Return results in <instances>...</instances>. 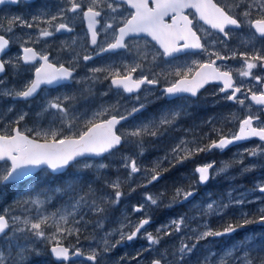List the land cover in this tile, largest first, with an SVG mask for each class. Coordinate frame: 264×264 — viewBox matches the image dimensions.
<instances>
[{"label":"snow or ice","instance_id":"1","mask_svg":"<svg viewBox=\"0 0 264 264\" xmlns=\"http://www.w3.org/2000/svg\"><path fill=\"white\" fill-rule=\"evenodd\" d=\"M19 0H0V5L6 3L16 4ZM106 4L108 10L112 13H117L122 5H127L132 9L127 16L120 13V18L112 17L113 22H107L103 26V30L111 29V40L105 46L99 48V52H109L118 49H129V37H135L140 34H145L155 41L159 48L162 49V54L165 57H172L175 53H179L188 49H198L208 52L204 43L201 42V36L197 34L194 29V20L198 19L203 24L208 25L210 29L222 34L219 40L221 44H225L226 40L232 38V29H240L247 27L249 29L248 39L242 41L245 47L251 45L252 51L232 50L230 55L221 54L219 51L208 52L209 56H214L215 59L208 62L197 63L198 70L193 74V69L188 68L186 71L177 69L174 73L178 79L171 81L167 86L163 87L161 94L164 97H177L181 94H188L192 97L198 95L201 88L211 82H220L222 87L219 88L220 93H224V99L234 101L241 106L245 105V99H240L237 95H245L246 99H250L255 105L260 106L264 111V86L259 91H253L252 88L246 90L242 85H237L232 69H224L216 65L217 60L237 59L242 60L241 67L237 70L240 77L251 78L257 84L264 85V76L256 75L254 69H264V46L260 48L255 47V41L259 38L264 41V0H251L244 10L236 15L233 14L235 8L240 7L237 0H233L232 4H222L219 0H89L87 4L82 3V0H64V6H60L57 11L52 12L45 5L38 10V12L31 17L25 19L21 16L12 17L8 21L6 31L13 32L15 26L21 28H36L38 36L33 39L29 35L27 40H22L20 43L21 55L16 57V63L11 60L0 59V73H4L6 65L12 64L13 67H18V62L22 61L25 65H36L34 67L33 78L25 81L18 89L5 90L0 92V95L11 96L28 100L34 97L42 86L58 85L64 81H72L74 79L75 65L74 60L78 58L79 54H74L73 61L69 63L72 66L66 67L63 63L59 65L49 59V54L40 52L36 48L26 46L29 43H39L41 38H47L61 31L72 32L73 28L68 22H65L68 17L67 13H79L80 17L86 21L87 30L90 34V43L94 46L98 45V31L97 25L100 24L102 16V5ZM194 10V17L189 18L186 10ZM255 9V13L253 12ZM170 19V22L166 20ZM241 17L243 19H241ZM41 24L47 27H40ZM54 29V31H53ZM210 34V33H209ZM22 39V38H17ZM12 40L5 35H0V56L6 54V50L10 47ZM76 43L75 40L72 42ZM215 43V41L213 42ZM99 54V53H98ZM149 53L146 51H137V56L140 60L138 63L132 65H125L124 71L106 68H91L89 71L93 73L90 79H99L95 76L96 73L106 72L105 79H110L111 86L116 89H122L125 93L139 92L144 85L155 86L160 83V80L153 75L151 78L143 74V61L148 59ZM84 61L93 59L91 55L85 54ZM156 56H152L154 61ZM38 62V63H37ZM141 72L139 76L135 74ZM78 82V81H77ZM2 83V81H0ZM74 99L71 96L55 97L47 100L42 112L51 113L56 120L59 121V127L53 124L44 129L38 128L35 130L33 136H29L26 132H33L29 128L22 131L18 126L12 127L10 131L5 129L0 131V184L19 181L32 174V170L41 166H47L53 173L61 172L74 165H82L83 168H92L94 165L89 163L87 159H80L84 157H102L105 154H112L114 151L126 142L128 138H134L137 147L140 148V154H143V138L145 136L158 137L163 135L162 129L166 130L171 127L178 116L179 112H170L160 117L158 121H150L147 124H142L138 127L127 131L125 134H119L117 125L121 121H125L129 116L140 112L145 108L143 102L138 106H133L130 110H126V114L110 115V111L116 110L115 106L110 108H103L101 111L93 113L89 118H86L82 128L73 131L76 120L80 119L75 115H70L67 101ZM136 99L139 101L140 97ZM27 113L19 115L14 122L19 125L25 119ZM41 113H37L40 116ZM105 117V118H101ZM236 119V117H233ZM259 122V123H257ZM67 130V131H65ZM218 139L209 138L208 143H195L181 138L161 160L155 162L151 169H142L136 159L130 156L122 157V166L128 170V178L131 179L136 173L145 172L147 176V184H152L161 179L164 172L168 169L163 168L162 164L165 160L170 163H183L186 160L192 159L200 153L210 152L213 149L223 151L234 142L248 140L251 138H258L264 142V121H261L258 114L249 113L243 119H239L238 131L227 135L222 130L213 128ZM247 155L256 157L264 155V145H258L253 149L246 150ZM171 158V159H170ZM243 161H240L242 163ZM229 165L220 168L219 171H226ZM98 169L107 168V164L100 163L96 165ZM215 168L214 162L205 163L196 166L194 172L198 174V183H206L210 176L211 170ZM250 168H244V171H249ZM106 186L111 189L110 193H102L96 196L95 190L89 186L88 191L84 194L75 193V184L70 183L63 189L56 191H63L65 193L72 192V203L63 210H57L50 214L37 213L35 217L30 215H6L0 214V237L7 236L9 230L15 236L16 233H28L31 237L41 240H47L51 243V254L56 261L67 264L73 257H82L91 264H99L102 258V253L109 252L112 248L124 241H133L139 235L147 240L150 248L151 246L159 245L165 236H170L174 232H180L182 226L185 225L184 217L174 219L170 225L158 228L156 233L148 232L145 228L149 225L151 218L145 215L139 219L137 223L132 224L131 221L122 223L121 227L114 230L119 234V240L114 243L110 242L109 237L113 234L111 232L105 233L101 237L100 248H92L85 253L80 248L66 246L62 239L65 236H76L79 240L81 229L75 225L79 224V220H75L76 215L82 207H87L93 214L102 216L106 212L105 205H116L120 203L121 198L126 195L122 190V184L119 178L114 181H109ZM145 186L146 185H141ZM258 189L264 193V185H259ZM131 191H135L132 188ZM44 195V194H41ZM163 196H153L150 193H145V201L151 205H157L158 200ZM194 196V191L191 187H178L175 189L172 201L183 202ZM47 199L45 195V200ZM45 200H41L40 196L29 197L22 202L24 205H34L37 209L42 208ZM244 200H237L235 203L243 204ZM228 204H217L213 201L207 204L206 211L208 213H218L222 209L228 208ZM144 204L133 207L134 212H143ZM28 211V209H25ZM73 219L70 220L69 218ZM83 219V217H81ZM253 223H264V208L258 210L257 218H249V214L242 213L241 218L237 222H228L219 229H213L204 226L203 231L195 232L191 239L195 242L191 245L181 243L176 253L172 255L180 264H184L186 257L194 252L200 241L207 240L209 237H220L230 235ZM97 227L102 228L103 224L97 222ZM130 227V231L125 232L124 228ZM53 229V231H48ZM171 229V230H169ZM143 230V232H142ZM27 238V237H25ZM11 240V238H9ZM251 243V242H249ZM241 247H244L242 243ZM23 251V249H21ZM235 248L228 250L224 257H221L217 264H231L228 257H234ZM240 264H264V258L253 257L250 255V248H245L243 255L239 258ZM0 264H6L3 252H0ZM150 264H172L167 261V254H161L160 258H154ZM198 264H210L207 257Z\"/></svg>","mask_w":264,"mask_h":264},{"label":"rangeland","instance_id":"2","mask_svg":"<svg viewBox=\"0 0 264 264\" xmlns=\"http://www.w3.org/2000/svg\"><path fill=\"white\" fill-rule=\"evenodd\" d=\"M61 1L63 0H52V2L47 7L52 12H55L60 6H64ZM237 1L241 4L240 12L244 10L243 6L251 3V0ZM45 3L47 2L45 1ZM20 5H17L19 6L17 8L10 7L7 4L0 7V32L4 33L12 40L11 50L6 55H4L2 59L11 60L13 61V63H16V57L21 55L20 43L22 42V40H27L29 35L32 36L33 39L38 36V30L36 28L35 30L33 28L28 29L15 26L12 33L6 31L8 21L12 17L21 16L25 19H28L22 12L23 6ZM39 8L42 7L39 6ZM37 12L38 9H36L35 13ZM236 12L240 13L239 11ZM253 12L255 13V9H253ZM35 13L31 10L28 11V14L30 16L34 15ZM241 19L243 18L241 17ZM43 27H47V25H44ZM103 33L107 35V38L112 34L109 30H107V32L103 30ZM249 34V29L246 26L242 27L241 30L239 29L236 31V33H234V35L232 36V42L236 47H239V45L242 44V41L248 39ZM74 38L77 39V36ZM79 40L80 38L78 36V41ZM69 41L70 40L66 39L65 37H57L56 35H53L51 37L41 38L39 43L35 44L37 45L40 52L44 50L52 51V60L57 64L63 63L64 65L72 66L69 62L73 61L74 54H79L78 58L74 60L76 75L74 76L72 83L67 86H61L55 89H43L40 91V94L36 98H34L32 101H28V103L24 105H16L15 101H9V98H11V96L0 95V131H4L5 129H8L12 125H14V122L22 113H27V115L25 116V119L19 123V127L22 131L29 128L33 129L34 131L30 132L31 134H29V136H33L35 130L38 128L46 129L53 124L59 127V121L56 120L55 117L51 114L54 113L55 110L42 112V108L45 106L47 100L53 99L58 96L63 97L65 95L74 97V99L71 100L72 102L70 104H67L70 115L80 117V119L76 120L73 131L82 128L85 119L91 117L93 113L101 111L103 108H110V106H115L116 110L119 112H126V110H130L133 106H138L141 102H143L146 106L151 105V108L147 114L139 116L135 118L129 125L121 127L119 131L120 134H125L127 131L133 129L134 127H138L142 124H147L150 121H158L164 114H168L173 111L180 113L175 123L171 127H168L166 130H161L163 132V135H161V138L158 139V141L156 140L157 137H152L153 140L157 141V143H161V146L158 148H154V150L151 151V153L147 156L137 157L135 154L130 152L129 149L122 147L121 149L116 150L114 153L109 154L106 158L87 159L89 163L94 165L92 168H83L82 165H74V167L77 169H87L93 172H99L98 175L104 180L105 184L109 181H114L119 178L122 187H126V191L129 192L132 188L139 189L136 196H140V200L131 204L132 209H124L122 211L116 210L117 212L114 215L116 216V218L113 221H111L110 215L104 213L102 217L99 216L96 222H94L95 228L93 231H89L90 235H84L83 237H81L82 239L87 238V243L79 241V244H73L72 246L67 245L69 247H76L81 249V246L86 244V247L84 248L86 250L85 253H87L92 248H97L99 250L101 237H103L105 233H113L109 237L110 242L114 243L115 241L119 240V234H117L114 230L120 228L122 223L131 221L132 224H135L145 215H147L151 219H154L152 213L157 210V206L151 205L150 203H147L145 201V193L152 194L151 192L153 191L155 192L156 196H160V194L163 193V196L160 198V200L162 201V205H170L173 202L172 196L176 188L191 187V189H195L197 185V178L195 176L193 168L197 160H203V158L201 157L202 153H200L199 155L190 159L188 162H184L186 165L183 164V167L181 168V170H185L182 172V179L180 178L179 180L172 182L171 185L168 186L164 176H162L160 180L153 182L152 184H147V176L143 171L134 174L132 178L129 179L128 170L122 166V157L130 156L133 159H136L137 164L142 169H151L155 162L161 160L166 154H168L170 149L176 143H178L181 138L186 140H195L199 137L206 139L210 136L214 127H208L210 120L212 119V111L209 107L210 103L206 98H204L203 100L204 103H201L198 107L197 113L189 114L188 109L184 111L180 107L181 101H177L175 105L165 107L160 99L161 94L158 93V91L153 87L146 86L138 94L127 96L122 91L114 90L109 86V83H107L109 82V79L104 78L105 75H107L106 72L96 73L95 76L99 77V79H90L91 77H93V73L89 71L91 68L98 67L115 69L123 72L125 65H132L134 63L140 62L138 56H136L137 50H131L132 47H135V49L138 48L140 51H146L147 53H149L148 59L143 61V74L148 76L156 75V77L160 80V85H165L166 83H169L173 80V75L175 72L174 68H180L181 71H186L188 68H191L194 61L193 59H191L190 61L187 59V62L185 64H181L180 67H176L177 63L166 62V60L162 58V54H158L161 53L160 51L152 48L150 45L144 42L140 45L136 40L133 42V44L129 43V49H122L117 51L118 53H111L106 57L99 56L98 58L84 61L82 57L85 54L90 55V53L86 51L87 49H84V44L78 42H76L75 44H71L68 43ZM254 43L256 48L264 46V41H259L258 38ZM29 44L34 45L32 43ZM141 48H143L144 50H141ZM218 49L219 50L214 51H219L220 53L227 52V49H223L221 47ZM153 55L156 56V59L154 61L152 60ZM30 66L23 64L22 61L18 62V67H13L12 64L6 65L5 75L0 79V81H2V83H0V92H3L5 90L18 89L23 85L25 81L31 79L30 77H28V73H32L35 66ZM169 66L172 68H169ZM237 68H240V66H238ZM254 71H256V69H254L253 72ZM168 72H172V74L170 75L172 77H168ZM140 74L141 72L138 71L135 75L139 76ZM260 75L262 76L261 73ZM242 81L243 80H241V82ZM98 87L101 88L97 91L96 94L95 89ZM93 94L94 96H92ZM137 96L140 97L139 101L136 99ZM77 98H79V100L77 102H74ZM200 110L201 113H199ZM183 112L188 113L189 115H191V117H189L187 120H184ZM37 113H41V115L37 116ZM233 114L234 113H230V115ZM236 114L239 116V113ZM245 116V114H240V117H238V119H243ZM214 118H216V116H214ZM227 119L232 123L233 128L235 125L238 129L239 121L237 124L234 123L233 116H229L227 117ZM222 120L224 119H221V126H219L220 119L216 120V129L222 130L224 132L226 127L225 122H222ZM212 134L215 135L216 133L213 132ZM144 138H146V136ZM126 143L128 142L126 141L125 144ZM149 146L150 145L148 143H145L144 145V147ZM256 146L258 145H242L232 149L229 153L230 155H223L219 158L218 165H216V167L212 171L213 177L211 179L213 181V184L211 186H213L216 190H220V187L216 185L223 181L225 182L223 185L224 189H226L227 192V195L225 197L220 195L214 197V201L217 202V204H219L220 202L222 204H228L229 207L226 208L227 210H229V208L232 209L238 207L241 208V212H245L248 209L246 208V205L248 203H255L254 208H257V210H259L260 208H264V194L261 193L258 189L259 185H264V156L258 155L256 157H252L247 155L246 152V150L253 149ZM240 161L243 162L240 163ZM100 163L107 164L108 167L104 169H98L96 165ZM167 163L169 165L174 163L175 166H180L179 163L177 164L174 161L170 163L168 160H165L162 164V167L168 169L169 165ZM2 164L3 162L0 163V165ZM225 165H229L226 171L220 172L219 169L225 167ZM246 167L250 168V170L244 171V168ZM2 170L3 169L0 168V171ZM71 173L72 172L68 171L66 174L59 177V180H57V178L53 174L48 172L47 169H43L39 174L31 178V180H29L25 184H22L21 187L17 185H11L15 189H21V196L23 195L22 198L24 200L28 199L30 196L35 197L37 195L40 196L41 200H45V195L47 197L42 208L37 209L34 205H28V211H25L24 209L16 212H11V214L18 216L30 215L32 217H35L38 212L43 214H50L56 212L57 210H63L65 207L72 203V196L75 195V193H80V189L75 193H65L63 191H56L57 188H53V186H55V184L57 183H62L66 188L68 184L73 183L71 182V178L73 177ZM163 175H169V172L166 171ZM79 176L80 175H78V177ZM246 178L250 179V181L246 182ZM141 185H146V187ZM79 187L80 185L75 186V190H77ZM23 191H27V194H25ZM110 192L111 189H109L108 187L103 191V193ZM208 193V191L203 192L200 197L192 200L187 205V210L190 212L194 211L195 213L186 215L182 210H180L182 208H178L177 215L168 216L164 218V220H158L157 222L145 227L148 232H152L153 234H155L158 228L168 226L170 225V222L172 220L184 217L185 225L182 226L180 232L173 231L172 235L165 236L159 245L151 246V248L149 245L144 244V241L147 240L143 237V235H139L136 239L130 241L129 243L124 241L117 245L115 248H112L109 252L102 253V258L99 264H149L152 259L160 258L161 254L163 253L167 254V261L172 262V264H180V262H178L172 254L176 253V256H179L177 250L181 246L182 242L191 245L195 242L194 239H191V237L194 236L195 232L203 231L205 225L210 227L208 220H205V218L201 220L202 215L197 217L198 213L196 212L197 210H202L203 208L206 209L209 201L213 202L208 198ZM237 200H244L245 202L243 204H234V202ZM173 203L175 204V202ZM140 204L145 205L144 211L134 212L133 207ZM8 205L4 210L0 209V214H7V210L10 212ZM86 209L88 208L82 207L75 218L77 219L78 216L84 215L82 213H84ZM163 213L164 215H166L167 213H169V211L166 210ZM222 213L224 214L225 211L220 210L218 212V214ZM69 219L72 220L73 218L70 217ZM98 221L103 224L102 228L97 227ZM218 224H220V222H218ZM79 228L82 231V226ZM130 230V227L124 228L125 232H128ZM48 231H53V229H49ZM263 231L264 229L257 231L252 230L246 233V236L244 235L245 240L242 239L240 242L236 241L235 239H229L228 237H209L207 240L200 241L194 252L186 257L184 264H198V262H202L205 257L208 258L210 264H217V261L221 257H224L225 253L228 250H232L233 248L236 249V251H234L233 253L236 259L228 257L231 264H233V262L235 261L237 262V264H240L239 258L243 255L245 248H250V255H252L253 257L264 258V235H262L264 234ZM92 233H95V236H93L94 238L91 236ZM9 238H11V240H9ZM242 243L244 244V247H241ZM41 244V239L31 237V235L28 233H16L15 236H13V233L10 231L7 236V247L5 246L4 242H0V252H3L7 264H21L24 263L28 258L29 251L26 249L35 248L39 251ZM21 249H23V251H21ZM73 264L91 263L74 262Z\"/></svg>","mask_w":264,"mask_h":264},{"label":"flooded vegetation","instance_id":"3","mask_svg":"<svg viewBox=\"0 0 264 264\" xmlns=\"http://www.w3.org/2000/svg\"><path fill=\"white\" fill-rule=\"evenodd\" d=\"M45 1L47 3H45ZM51 2H52V0H44V1L43 0H19V4H17V5L21 4L23 6L22 7V12L30 20L33 15L30 16L28 14L29 10H31V11H33L35 13L36 9H38V10L40 9L39 6L43 7V4H44V6L46 4H47L46 6H49V4ZM61 2L64 4V0L61 1ZM88 2H89V0H82V3H84V4H87ZM219 2L222 3V4H232L233 0H219ZM17 5H8V6L17 8V7H19ZM243 8H245V6H243ZM240 10H241V8H235L233 10V14L234 15L238 14L236 11L240 12ZM131 11H132V9L128 8L127 5H122L120 10L117 13H112L110 10L107 9L106 4L102 5V13L103 14H102V16L100 18H98V19H100V24L97 25L98 31H100V35L98 37V45H96V46H94V45H92L90 43V34L88 33V30H87V23H86V21H84L80 17L79 13H67L66 14L68 19L65 22H68L70 24V26L73 28L72 32L61 31V32H58V33L54 34V36L56 35L57 37H65L66 39L70 40L68 43H71V44H72L71 41H73V40H75L78 43H83L84 44V49L85 50L87 49L86 51H88V53H90V55H92V54L94 55L97 52H99V48L101 46H105L106 43L111 40V35L108 36V38H107V35H105L103 33L104 24L107 23V22H113L112 21V17L113 16H116L119 19L120 16H118V15H120L121 12L122 13L124 12L123 15L127 16L128 13H130ZM186 14L189 15L190 19H192L194 17V15H195L194 14V10H192V9L186 10ZM166 20H168V22H170V19L168 17H166ZM40 26L43 27L44 24L43 25L41 24ZM33 29H35V28H33ZM194 29L197 30V34L199 36H201V42L206 45V47L208 49V52H211V51H214V50H219L218 48H220V47L223 48V49H227V52L221 53V54H224V55H230L231 51L235 50V49H238L239 51H252L253 50V49H251V46L245 47L243 44H240L239 47H236L235 44L232 42L233 41L232 38L230 40H226L225 41V44L227 45V48H225L224 44H221L219 42V40L222 38V34H219V33L215 32V30L210 29L208 25L203 24V22L199 21L198 19L194 20ZM241 29L242 28H240V30ZM109 31H111V33H112L111 29H109ZM231 31H232V36H233L234 33H236L237 29H232ZM76 36H77V39L74 38ZM78 36L80 38L79 41H78ZM127 39H128V42L131 43V44H133V42L137 40L140 45L144 42V43L150 45L152 48L157 49L158 51H161V49L159 47H157V45L153 41H151L149 38H147L146 36H136V37H133V38L129 37ZM214 41H215V43H213ZM259 41H261V40L259 39ZM27 46L34 47V48H36L39 51V49H38L36 44H34V45L28 44ZM132 49L137 50L138 48L135 49V47H132L131 50ZM142 49L143 48H141V50ZM41 52L48 53L49 54V59L51 61H53L52 60V55H53L52 51H49V50L45 51L44 50V51H41ZM208 52H205V51H202V50L184 51V52L177 53V54L173 55L172 57H169V58H167L165 60L168 63H177L176 67H180L181 64H185L187 62V59L189 61L191 59H193L194 61L192 63V67L191 68H193V73H194L195 70L198 68L197 63H194V62L204 63V62H208L210 60L215 59L214 56H209ZM108 55H110V54L109 53H104V55L100 54L99 56L106 57ZM96 56H98V55H96ZM98 57H95V58H98ZM53 62L55 63V61H53ZM242 63H243L242 60H240L239 58H237L235 60L228 59V60H217L216 61V65L218 67H221L222 70L230 69V66H231V69L233 71V77H234V80H235L236 84L237 85H242L244 90H246L248 88H252L253 91H259L262 88V86H264V85L257 84L255 80H253L251 78L240 77L237 74V70L239 69L237 67L238 66L241 67ZM32 66H36V65H32ZM169 68H172V67L169 66ZM174 69H175V71L177 70L176 68H174ZM254 73L257 74V75H260V73H261L262 76H264V69H259L258 68V69H256V71H254ZM171 74H172V72H168V75H169L168 77H172V76H170ZM32 75H33V72L32 73L31 72L28 73V77L32 78ZM149 77L151 78L152 76L150 75ZM173 77L174 78H173L172 81H174L175 79H178V77H176L175 75H173ZM241 80H243L244 82L243 81L241 82ZM167 84L168 83H166L165 85L158 84V85L150 86V87L155 88L158 91V93L161 94V90L163 89V87L167 86ZM146 86H149V85H145V87ZM57 88H59V87H57ZM219 88L220 87H218V86H216L214 84H208L207 86H205V88H203V90L199 91L198 95L195 96V97L189 96L187 94H182L181 96H177V97H164L161 94V98L160 99H161V102L165 105V107L175 105L177 101H181L180 102V104H181L180 107L184 111L186 109H188V113L189 114H194V113L198 112V107L200 106L201 103H204L203 100H204V98H206L207 101L210 103L209 107H210V109L212 111V119L210 120V123H209L208 127L213 126L214 128H216L217 121L215 120L216 118H214V116L217 117L219 114H221L223 112V110L220 108V104H225L229 108V110L226 108V111L229 114L230 113H234V114L239 113V114L248 115L251 112V113L258 114L260 116L261 121H264V111L261 110L260 106L255 105L253 102H251L250 99H246L245 95H242V94H239V93L237 95L239 96L240 99H245V105L241 106L240 104H238V103H236L234 101L229 102V100L224 99V95L225 94L224 93H220L219 92ZM32 100L33 99L28 100V101H32ZM27 103L28 102H26L25 104H27ZM150 108H151V105L150 106H146V110L142 111L141 113H139L137 115V117L138 116H143L144 114H147L149 112ZM188 113L183 112V119L184 120H187L189 117H191V115H189ZM199 113H201V110L199 111ZM120 114H126V112H124V111L123 112H119L118 115H120ZM257 123H259V122H257ZM225 127H226L225 131H227L230 128V123L228 124V126H226V123H225ZM230 130L235 133L237 128H236L235 125H234V128L231 125ZM231 131H229L227 133V135H229ZM212 133H213V130H212ZM211 134L206 139L199 137V138H197L195 140H192V139H189V140L187 139V140L191 141V142H195V143H208L209 138L218 139L217 134H215V135L214 134L211 135ZM253 144L264 145V142H262V141H260V140H258L256 138H251V139H248L247 141L243 142L242 145H253ZM232 149H230V147H228V148L224 149L223 151H221L219 149H213L210 152H204V153L201 154V157L203 158V160L202 161L197 160L195 165H194V168H195V166L197 164H205V163H210V162H214L215 167H216V165H218V163H219L218 162L219 158L221 156H223V155H226V156L230 155L229 153H230V151ZM259 156H264V155H259ZM189 160H186L184 162H188ZM183 164L186 165L185 163H183ZM183 164H181V167L179 166L180 169L183 167ZM171 166H173L175 168H178V165L175 166L174 163L171 164ZM194 168H193V171H194ZM212 171L213 170H211V173H212ZM180 175H182L181 172H180ZM212 177H213V175L211 174V178ZM203 187H205V188L198 187L196 185V188H195L196 194H195V196H194V198L192 200L197 199L198 197H200V195L203 194V192H205V191L209 192L208 193V195H209L208 198L211 201H214V197H216L217 195H220L219 194V190H216L214 187H212V188L210 187V183H208L207 185H205ZM191 201H189L188 203L186 202L184 205H181L182 206V211L186 215L191 214V213H195L194 211L190 212V211L187 210V205ZM209 203H211V202L209 201ZM234 204H237V203L234 202ZM254 206H255V203H248L246 205V208H248V209L245 212H241V208H238V207L237 208H232V209L229 208V210L225 211L223 216H227L228 218H230L231 222L233 220L239 221L240 218H241L242 213H247V214H249V218H252V217H254V216H256L258 214V210H257V208H254ZM196 212L198 213L197 217L202 215L201 220L204 219V218H205V220H208L210 227H212L213 229H218L219 226L221 225V224H218V222H220V216H221L220 214H218V213L215 214V212L214 213H208L206 211V209H204V208L202 210H197ZM261 224L262 223L249 224V225H246L245 227H243L241 229H238V231L235 232V233H232L230 235L220 236V237H217V238L228 237L229 239H235L236 241L240 242L242 239L245 240L246 233H248V232H250L252 230H254V231L262 230L263 225H261ZM5 246L7 247V237H6ZM78 262H84V261H78ZM233 264H237V262L235 261V262H233Z\"/></svg>","mask_w":264,"mask_h":264},{"label":"trees","instance_id":"4","mask_svg":"<svg viewBox=\"0 0 264 264\" xmlns=\"http://www.w3.org/2000/svg\"><path fill=\"white\" fill-rule=\"evenodd\" d=\"M240 7H241V4H240ZM92 96H94V94ZM78 100H79V98H77L76 101H74V102H77ZM71 102L72 101L69 100V101L66 102V104H68V103L70 104ZM77 106H78V104H77ZM224 113L226 114L227 117H229V116L236 117V119H234L233 121L236 124L238 123L239 119H238V115L237 114L230 115L226 111V109L224 110ZM159 138H160V136H158L156 140L158 141ZM128 140H130V141L128 143H126V144H123V147L129 149V151L132 152L133 154H135L137 157L149 155L151 150H152L151 146H152V148L161 146V143H157V141L153 140V138L151 136H146V138H143V147H144L145 143H147V142H148V144L150 146L149 147H144L143 148V154H140V148L137 147V144L134 142V138H130ZM68 171L72 172L71 175H73V177L71 178L72 179L71 182H73L75 184V186L80 185V187L77 190H75V192H76V191H78L80 189V193L79 194L86 193L88 191L89 186H91V188L93 190H95L96 196L98 197V196H100L103 193L104 189L107 188L104 180L98 175L99 172H93V171L87 170V169H77V168H72V167H70L68 169ZM74 175H75V177H74ZM78 175H80V176L78 177ZM47 176H49V175H47ZM179 176L171 175V178H172L171 181L175 182V181L179 180ZM55 177L57 178V180H59L60 178H58V177H61V176L59 175V176H55ZM245 181L249 182L250 179L246 178ZM224 183L225 182L221 181L220 183H218L216 185V186L220 187V190H219L220 194H223V189H224L223 185H224ZM17 186L21 187L22 185H17ZM55 187L57 189L65 188L62 183L55 184V186H53V188H55ZM122 190L126 193V195H124L121 198L119 204H124V205H126V207H129V205H131V202L133 200H135L134 196L137 195L139 189H135V191L128 192V191H126V187L124 186V187H122ZM23 192L25 194H27V191H23ZM152 193H154V192H152ZM22 196H21V189H15V188H13V186H10L7 189V191H3L1 193L0 202L1 203H7V205L9 204L8 206H9L10 212L8 211L7 215L11 214V212H16V211H19L20 209H24V208L28 207V205L22 206V202L24 201ZM119 204H116V205H105V207H106V212L105 213L110 215L111 221H113L116 218V216H114V215L117 212L116 210H118V208L116 206L119 205ZM157 205H161L162 206L159 209H157V212H156L157 213V217L162 219L163 218V214H161V212H163L162 210L164 209V207H163L162 201L160 199L158 200V204ZM82 214H84V215L78 216L77 219L75 218V220H79L80 221V223L75 225V226L76 227H81L82 226V231H81V233L79 235V240H77L76 236H65V237L61 238L62 242L65 245L72 246L73 244H79V241L86 242L87 238L86 239L85 238L82 239L81 237H83L84 235L89 236L90 235L89 231L90 230L91 231L94 230V228H95V223L94 222H96V220L98 219L99 216H96V214H93L89 209H86L84 211V213H82ZM81 217H83V219H81ZM257 217H258V214L256 216L252 217V218L254 219V218H257ZM233 221L237 222L236 220H233ZM107 222H108V220H107ZM228 222H231L230 218H228L227 216L221 215L220 216V224L221 225L219 226V228H221L222 226L226 225ZM261 225H263V228H262V230H263L264 229V223H262ZM263 233H264V231H263ZM91 236L92 237L95 236V233H92ZM50 244L51 243H49V241L43 240V244H42L41 249H40L39 252H36V250H30L29 249L28 250L29 251L28 252V258L23 264H63V263L54 262L53 259L51 258V256L49 255L48 247H49ZM84 247H86V244L81 246V249L83 251H86Z\"/></svg>","mask_w":264,"mask_h":264},{"label":"water","instance_id":"5","mask_svg":"<svg viewBox=\"0 0 264 264\" xmlns=\"http://www.w3.org/2000/svg\"><path fill=\"white\" fill-rule=\"evenodd\" d=\"M6 4H12V3H6ZM17 4V3H16ZM2 5H0V7H1ZM1 35V34H0ZM138 36H147V35H145V34H140V35H138ZM148 37V36H147ZM149 39H151L150 37H148ZM153 42H155V41H153ZM156 44V43H155ZM157 45V44H156ZM158 47H159V45H157ZM9 50V48L6 50V52ZM118 50H120V49H118ZM118 50H115V51H118ZM162 50V49H161ZM195 50H198V49H188V50H185V51H195ZM115 51H109V52H115ZM182 52H184V51H182ZM102 53H105V52H100L98 55H100V54H102ZM180 53V52H179ZM175 54H177V53H175ZM174 54V55H175ZM3 56V55H2ZM2 56H0V59H1V57ZM164 58H168V57H165L164 56ZM198 70V68L196 69V71ZM195 73V72H194ZM193 73V74H194ZM2 74L3 73H0V77L2 76ZM34 74V73H33ZM71 81H64V82H61V84H58V85H51V86H45V87H56V86H59V85H62V84H67V83H70ZM216 83H220V82H216ZM221 84V83H220ZM42 87H44V86H42ZM202 89V88H201ZM200 89V90H201ZM39 92V91H38ZM38 94V93H37ZM36 94V95H37ZM126 94H133V93H126ZM35 95V96H36ZM182 95V94H181ZM188 95V94H187ZM33 98V97H32ZM14 99H18V100H23V99H19V98H14ZM30 99V98H29ZM136 114V113H135ZM135 114H133V115H135ZM132 115V116H133ZM132 116H129L128 117V119H130ZM127 119V120H128ZM126 121V120H125ZM125 121H121V123H123V122H125ZM120 123V124H121ZM119 124V125H120ZM118 126V125H117ZM14 127H16V126H14ZM243 141H245V140H243ZM243 141H237V142H234L232 145H234V144H236V143H239V142H243ZM232 145H229L228 147H230V146H232ZM89 158H99V157H89ZM41 167H47V166H41ZM41 167H39V168H41ZM39 168H36V169H33L32 170V174L31 175H33ZM48 169V168H47ZM50 172H52L51 171V169H48ZM63 171V170H62ZM61 171V172H62ZM53 173V172H52ZM59 173V172H58ZM56 174V173H55ZM30 175V176H31ZM30 176H28V177H25V178H23L22 180H26V179H28V178H30ZM22 180H19V181H22ZM19 181H13V182H11V183H15V182H19ZM7 183H10V182H7ZM200 185H204L205 183H199ZM194 194H195V191H194ZM190 198H192V197H190ZM189 198V199H190ZM188 199V200H189ZM184 202V201H183ZM52 246V245H51ZM51 246L49 247V253H50V255L52 256V258L55 260V258L53 257V255L51 254V251H50V248H51ZM77 259H83L82 257H73L71 260H77ZM56 261V260H55ZM56 262H61V261H56Z\"/></svg>","mask_w":264,"mask_h":264},{"label":"bare ground","instance_id":"6","mask_svg":"<svg viewBox=\"0 0 264 264\" xmlns=\"http://www.w3.org/2000/svg\"><path fill=\"white\" fill-rule=\"evenodd\" d=\"M208 84H214V82H211V83H208ZM208 84H206L205 86H207ZM205 86H204V88H205ZM28 100H31V98L30 99H28ZM238 130V129H237ZM31 137V136H30ZM43 169H47V167H41V168H39L33 175H31L30 176V179L31 178H33V177H35L37 174H39ZM69 168H67V169H64L62 172H59V173H52V172H50L48 169V172H50L51 174H53L54 176H59V175H61V174H64L67 170H68ZM59 174V175H58ZM16 185H22V184H14V186H16ZM135 259V258H134Z\"/></svg>","mask_w":264,"mask_h":264}]
</instances>
